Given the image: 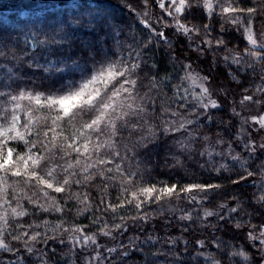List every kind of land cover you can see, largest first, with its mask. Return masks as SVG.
I'll return each mask as SVG.
<instances>
[{
    "label": "clouds",
    "instance_id": "clouds-1",
    "mask_svg": "<svg viewBox=\"0 0 264 264\" xmlns=\"http://www.w3.org/2000/svg\"><path fill=\"white\" fill-rule=\"evenodd\" d=\"M0 264H264V0H0Z\"/></svg>",
    "mask_w": 264,
    "mask_h": 264
},
{
    "label": "rangeland",
    "instance_id": "rangeland-1",
    "mask_svg": "<svg viewBox=\"0 0 264 264\" xmlns=\"http://www.w3.org/2000/svg\"><path fill=\"white\" fill-rule=\"evenodd\" d=\"M57 2H61V3H64V4H68V5H71L72 3V0H57ZM41 7H46L45 5H41ZM47 7H50V6H47Z\"/></svg>",
    "mask_w": 264,
    "mask_h": 264
},
{
    "label": "trees",
    "instance_id": "trees-1",
    "mask_svg": "<svg viewBox=\"0 0 264 264\" xmlns=\"http://www.w3.org/2000/svg\"><path fill=\"white\" fill-rule=\"evenodd\" d=\"M68 5V4H67ZM68 6H71V5H68ZM56 11H62V9H59V8H56L55 9Z\"/></svg>",
    "mask_w": 264,
    "mask_h": 264
}]
</instances>
